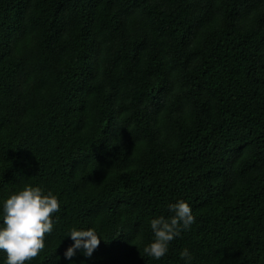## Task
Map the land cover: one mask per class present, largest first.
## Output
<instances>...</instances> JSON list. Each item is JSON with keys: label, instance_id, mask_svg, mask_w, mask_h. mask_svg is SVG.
Instances as JSON below:
<instances>
[{"label": "trees", "instance_id": "trees-1", "mask_svg": "<svg viewBox=\"0 0 264 264\" xmlns=\"http://www.w3.org/2000/svg\"><path fill=\"white\" fill-rule=\"evenodd\" d=\"M24 185L60 203L25 264H264V0H0V226Z\"/></svg>", "mask_w": 264, "mask_h": 264}, {"label": "clouds", "instance_id": "clouds-1", "mask_svg": "<svg viewBox=\"0 0 264 264\" xmlns=\"http://www.w3.org/2000/svg\"><path fill=\"white\" fill-rule=\"evenodd\" d=\"M168 210L171 213L168 217L151 219L154 239L143 247V252L156 260L163 258L170 243L195 222L191 206L183 199L170 203ZM2 211L0 251L6 255V264H25L45 248V237L53 231L52 217L60 211V203L52 192L45 193L40 186L24 185L3 201ZM67 235L73 241L64 253L69 260L77 250L91 257L101 238L93 228H72ZM180 257L185 264H190L192 256L188 249H183Z\"/></svg>", "mask_w": 264, "mask_h": 264}]
</instances>
